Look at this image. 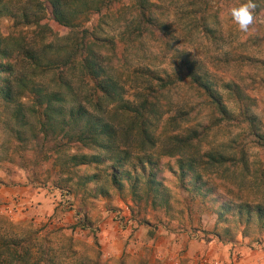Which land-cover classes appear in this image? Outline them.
<instances>
[{"label": "rangeland", "instance_id": "rangeland-1", "mask_svg": "<svg viewBox=\"0 0 264 264\" xmlns=\"http://www.w3.org/2000/svg\"><path fill=\"white\" fill-rule=\"evenodd\" d=\"M37 2L0 0V38L33 39L34 27L16 26L15 16L22 9L33 10ZM103 2L104 7L112 5L102 16L84 17L83 24H101L103 36L117 42L122 100L106 105L104 116L117 127L119 147L134 159L141 156L160 164L159 191L148 189L146 179L136 190L128 183L120 189L105 178L93 188L85 178H75L71 192L58 187L64 152L47 159L51 144L42 135L34 139L28 128L22 135L25 142H20L13 108L0 101V254L15 248L30 257L28 264H264V222L257 214V206H264V0H253L255 23L247 33L240 32L228 14L247 0H150L162 31L147 40L146 51L127 46L121 40L122 23L116 21L133 10L135 0ZM51 24L61 38L69 33ZM190 68L218 89L231 120L209 105L198 106ZM151 71L183 81L171 110L153 123L154 146L142 145L136 135L121 137L130 123L117 112L121 103L141 101L147 86L143 76ZM75 73L77 93L70 100L90 107L81 91L88 94L91 84L79 70ZM53 78L41 75L37 81L55 89ZM24 96L28 112L32 99L26 92ZM191 105L198 106L197 113L180 121L179 110ZM30 119L37 132L40 125ZM201 123L212 129L181 149V141ZM28 138L36 140L30 147ZM243 155L245 164L239 163ZM211 156L227 161L204 173L220 190L202 194L191 190L194 183L183 187L174 174L179 160H195L204 171ZM96 171H81L79 177ZM225 200L250 206V217H240L235 207L225 210Z\"/></svg>", "mask_w": 264, "mask_h": 264}, {"label": "trees", "instance_id": "trees-1", "mask_svg": "<svg viewBox=\"0 0 264 264\" xmlns=\"http://www.w3.org/2000/svg\"><path fill=\"white\" fill-rule=\"evenodd\" d=\"M111 5L106 6L107 10ZM152 6L150 0H135L133 10L127 16L116 20L120 25L122 23L121 40L132 49L146 51L149 48L147 40L162 31L152 14ZM106 7L103 0H47L46 4L43 0H38L33 10H20L15 16L16 26L34 27V36L33 39L32 36L28 39L0 38V101L6 108H13L11 117L18 125L17 139L20 142H25L22 135L28 128L34 139L36 137L37 140L42 135L43 141L51 144L47 159H57L64 152L65 162L58 172L62 184H58V187L71 192L75 186H71L74 179L82 182L85 178V184L93 188L105 178L120 189L128 183L136 190L140 187V182L146 179L148 189L157 194L160 186L157 178L160 164L141 156L134 159L127 149L119 147L117 127L104 116L106 105L122 100L123 88L117 74L120 61L117 56V42L103 36L104 29L101 24L91 28L83 24V19L87 16H102ZM52 22L68 29L69 33L61 38V33L55 30ZM36 36L41 39L36 40ZM78 70L89 85L91 84L88 94L83 91L81 93L93 110L84 104L74 105L70 100L77 93L74 77ZM189 74L195 98L200 101L198 106L209 105L222 117L231 120L233 116L228 105L212 82L192 68ZM41 75L54 76L56 88L49 89L40 85L37 79ZM143 77L147 86L141 101L133 105L121 103L116 109L130 123L129 130L122 133L121 137L129 139L131 134L136 135L141 137L142 145L154 146L151 132L153 123L171 110L174 92L183 81L181 78L175 79L169 74L154 71L144 74ZM25 92L32 99L28 112L24 110L25 104L22 102L23 97H26ZM198 106L194 108L191 105L187 109L179 110L178 119L187 121L192 114L197 113ZM30 117H34L40 125L37 132L36 127L31 125ZM109 119L113 121L112 118ZM207 124L201 123L193 130L190 136L181 141L180 148H186L203 139L213 126ZM30 140L28 138V147L36 142ZM221 158L211 156L209 162L203 166L204 171L196 165L195 160H179L174 174L186 189L194 183L191 190L202 194L210 189L212 192L220 190L208 182L204 173L224 166L227 161ZM239 163H246L244 155ZM93 167L97 168V173L79 177L81 171ZM100 167L105 171L98 172ZM65 175L72 176L66 178ZM223 207L227 211L235 207L240 217L244 213L250 217L252 213L250 206H236L232 200H225ZM257 210L259 221L264 222V206H257ZM3 253L4 255L0 254V264H28L30 261L29 256L19 254L15 248L7 252L8 254Z\"/></svg>", "mask_w": 264, "mask_h": 264}, {"label": "clouds", "instance_id": "clouds-1", "mask_svg": "<svg viewBox=\"0 0 264 264\" xmlns=\"http://www.w3.org/2000/svg\"><path fill=\"white\" fill-rule=\"evenodd\" d=\"M256 4L253 0H247V2L234 6L229 9V16L238 30L243 33H247L251 30L255 23L254 10Z\"/></svg>", "mask_w": 264, "mask_h": 264}]
</instances>
